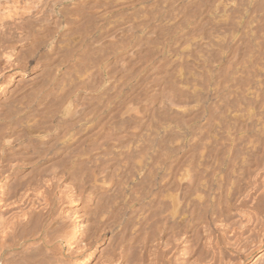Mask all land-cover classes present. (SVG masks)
Instances as JSON below:
<instances>
[{"label":"bare ground","instance_id":"6f19581e","mask_svg":"<svg viewBox=\"0 0 264 264\" xmlns=\"http://www.w3.org/2000/svg\"><path fill=\"white\" fill-rule=\"evenodd\" d=\"M0 264H264V0H0Z\"/></svg>","mask_w":264,"mask_h":264}]
</instances>
